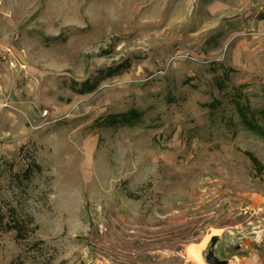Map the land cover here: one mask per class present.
Returning a JSON list of instances; mask_svg holds the SVG:
<instances>
[{
  "label": "rangeland",
  "instance_id": "rangeland-1",
  "mask_svg": "<svg viewBox=\"0 0 264 264\" xmlns=\"http://www.w3.org/2000/svg\"><path fill=\"white\" fill-rule=\"evenodd\" d=\"M263 15L0 0V264H264Z\"/></svg>",
  "mask_w": 264,
  "mask_h": 264
},
{
  "label": "trees",
  "instance_id": "trees-1",
  "mask_svg": "<svg viewBox=\"0 0 264 264\" xmlns=\"http://www.w3.org/2000/svg\"><path fill=\"white\" fill-rule=\"evenodd\" d=\"M260 19L264 17L263 16H259ZM237 112L239 114V118H240V121L241 123L246 126L248 129H251V130H254L256 129V124L253 122V120L248 116V108L242 104H237ZM258 116L260 118H262L264 120V110H260L258 111ZM10 229L12 228H15L16 227V224H13L11 226H8Z\"/></svg>",
  "mask_w": 264,
  "mask_h": 264
},
{
  "label": "water",
  "instance_id": "water-1",
  "mask_svg": "<svg viewBox=\"0 0 264 264\" xmlns=\"http://www.w3.org/2000/svg\"><path fill=\"white\" fill-rule=\"evenodd\" d=\"M216 241H217L216 237L211 239L210 249L208 250V252H207V254L205 256V261H206L207 264H226L227 263L226 261L219 260L214 255L213 247H214Z\"/></svg>",
  "mask_w": 264,
  "mask_h": 264
},
{
  "label": "bare ground",
  "instance_id": "bare-ground-1",
  "mask_svg": "<svg viewBox=\"0 0 264 264\" xmlns=\"http://www.w3.org/2000/svg\"><path fill=\"white\" fill-rule=\"evenodd\" d=\"M187 255H188L189 259H191V260L200 261L198 251L196 250V248L194 246L188 247Z\"/></svg>",
  "mask_w": 264,
  "mask_h": 264
},
{
  "label": "built area",
  "instance_id": "built-area-1",
  "mask_svg": "<svg viewBox=\"0 0 264 264\" xmlns=\"http://www.w3.org/2000/svg\"><path fill=\"white\" fill-rule=\"evenodd\" d=\"M4 108H5V105L0 104V114ZM46 115H47V110H43L41 113V117H45ZM1 166H2V155L0 153V170H1Z\"/></svg>",
  "mask_w": 264,
  "mask_h": 264
},
{
  "label": "flooded vegetation",
  "instance_id": "flooded-vegetation-1",
  "mask_svg": "<svg viewBox=\"0 0 264 264\" xmlns=\"http://www.w3.org/2000/svg\"><path fill=\"white\" fill-rule=\"evenodd\" d=\"M216 244V243H215ZM215 246V245H214ZM213 252H214V247H213Z\"/></svg>",
  "mask_w": 264,
  "mask_h": 264
}]
</instances>
